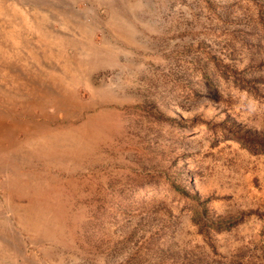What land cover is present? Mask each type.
<instances>
[{
    "label": "rangeland",
    "instance_id": "obj_1",
    "mask_svg": "<svg viewBox=\"0 0 264 264\" xmlns=\"http://www.w3.org/2000/svg\"><path fill=\"white\" fill-rule=\"evenodd\" d=\"M91 113L0 152V264H264V0H0V138Z\"/></svg>",
    "mask_w": 264,
    "mask_h": 264
},
{
    "label": "bare ground",
    "instance_id": "obj_2",
    "mask_svg": "<svg viewBox=\"0 0 264 264\" xmlns=\"http://www.w3.org/2000/svg\"><path fill=\"white\" fill-rule=\"evenodd\" d=\"M32 117V116H31ZM13 125L9 127V131L6 135H2L0 138V152H5L13 147L20 148L21 147V140L19 139V135L23 134L25 137V141L30 140L32 137L37 136H46L48 140H50L51 145L53 147H57L59 144L63 146L61 141L63 140L62 137L64 134L67 136L68 132L74 131L77 136H85L92 140V144L94 142L97 143V127L95 122L98 123V116L95 113H91L87 116L86 120L82 123L81 126H76L71 123L69 126L65 125L64 123H56L54 125L53 121L48 123H33V122H25L20 123L16 119ZM67 126V127H66ZM12 132V133H11ZM21 137V136H20ZM64 147V146H63ZM62 147V148H63ZM84 150L83 145L74 144L70 146H66L64 148V152L74 151L80 155V152Z\"/></svg>",
    "mask_w": 264,
    "mask_h": 264
}]
</instances>
